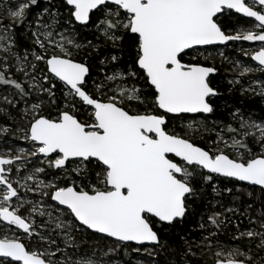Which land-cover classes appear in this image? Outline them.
I'll return each mask as SVG.
<instances>
[{
	"label": "snow or ice",
	"instance_id": "1",
	"mask_svg": "<svg viewBox=\"0 0 264 264\" xmlns=\"http://www.w3.org/2000/svg\"><path fill=\"white\" fill-rule=\"evenodd\" d=\"M257 97L264 0H0V264H264Z\"/></svg>",
	"mask_w": 264,
	"mask_h": 264
},
{
	"label": "trees",
	"instance_id": "2",
	"mask_svg": "<svg viewBox=\"0 0 264 264\" xmlns=\"http://www.w3.org/2000/svg\"><path fill=\"white\" fill-rule=\"evenodd\" d=\"M243 19H240V24L242 25L243 23ZM232 23H236L235 21H232ZM232 45V44H231ZM205 63H209L211 64L212 61H202ZM220 61H215V65L220 69V73L219 76L217 77V79L214 81V84H218L220 91L223 93L220 97H218L216 99V104L218 106L217 108V115L220 116L222 119L225 116L226 110L224 108L225 104L228 105H232V106H241V97H240V93L239 91H233V92H229V85L226 81V72L230 69L223 65L221 62V64L219 63ZM238 88V86H237ZM243 105L250 108L251 110H253L257 115L261 114V109L264 108V105H261L259 102V98L257 97L254 100H244L243 101ZM213 199V194L211 192V189H207V193L206 196L204 197V203L200 204L198 207L199 211H204V204H206V202L208 200ZM241 211H243V209H241ZM253 215H255V210H253ZM197 218H194L192 221H190V224L195 223ZM247 226V221L245 220L244 223L241 225V227H246ZM114 258L119 259L120 262H122L123 264H132L133 260L136 259L137 257V253L135 251H133L132 247H129L127 249V254H125V251L123 248H121L119 250V252L111 255ZM158 259L160 261H166L167 258H169L170 253H168L167 250L162 251L161 253L157 254Z\"/></svg>",
	"mask_w": 264,
	"mask_h": 264
},
{
	"label": "rangeland",
	"instance_id": "3",
	"mask_svg": "<svg viewBox=\"0 0 264 264\" xmlns=\"http://www.w3.org/2000/svg\"><path fill=\"white\" fill-rule=\"evenodd\" d=\"M241 45V43L236 44L235 47H233L232 45L226 46V47H220V48H216L217 52L213 53L214 59L215 61H220L223 65H225L227 67V69L229 68L230 71L228 70L226 72V81H228L229 79H231L234 75V73L232 72V64L227 62V61H222L221 58L219 57V55L217 54L218 51H224L226 55H228L232 60H238V61H242V62H246V63H250L253 64L254 63L251 61L250 56H245L242 52L238 51L237 48ZM243 47L245 48H252L254 47V45H251L250 42L245 41L244 43H242ZM211 61V60H210ZM219 62V63H220ZM220 63V64H221ZM249 75H253V74H249ZM254 75L256 76H260L261 73L257 72ZM245 80H247V77L244 78ZM228 83V82H227ZM239 87V86H238ZM223 119L227 120L228 116L225 113V116L223 117ZM21 145L23 144V142H18ZM149 248L151 246H148ZM136 252V251H135ZM137 253V257L135 260H133L132 264H153V261H160L158 259V256H150L147 252L145 251H141V252H136ZM106 259H108L109 261L113 262V264H123L122 262L119 261V259L114 258L112 256L107 257ZM160 264H165L164 261H160Z\"/></svg>",
	"mask_w": 264,
	"mask_h": 264
},
{
	"label": "flooded vegetation",
	"instance_id": "4",
	"mask_svg": "<svg viewBox=\"0 0 264 264\" xmlns=\"http://www.w3.org/2000/svg\"><path fill=\"white\" fill-rule=\"evenodd\" d=\"M236 15L238 16L239 14H236ZM241 19H243L245 21V20H247L249 18H241ZM244 21H243V23H244ZM243 23H242V25H243ZM238 43H244V42H236V44H238ZM231 44H233V42H229V45H231ZM223 47H226V46H223ZM214 48H220V47H214ZM252 62L255 64L254 61H252Z\"/></svg>",
	"mask_w": 264,
	"mask_h": 264
},
{
	"label": "water",
	"instance_id": "5",
	"mask_svg": "<svg viewBox=\"0 0 264 264\" xmlns=\"http://www.w3.org/2000/svg\"><path fill=\"white\" fill-rule=\"evenodd\" d=\"M223 46H225V45H217V46H211V47H223Z\"/></svg>",
	"mask_w": 264,
	"mask_h": 264
}]
</instances>
